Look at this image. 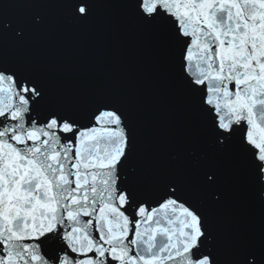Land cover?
Returning a JSON list of instances; mask_svg holds the SVG:
<instances>
[{
  "label": "snow or ice",
  "instance_id": "obj_1",
  "mask_svg": "<svg viewBox=\"0 0 264 264\" xmlns=\"http://www.w3.org/2000/svg\"><path fill=\"white\" fill-rule=\"evenodd\" d=\"M0 264H264V0H0Z\"/></svg>",
  "mask_w": 264,
  "mask_h": 264
}]
</instances>
